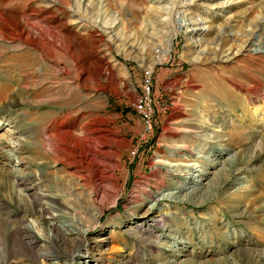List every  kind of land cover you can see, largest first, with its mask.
<instances>
[{
    "label": "rangeland",
    "instance_id": "rangeland-1",
    "mask_svg": "<svg viewBox=\"0 0 264 264\" xmlns=\"http://www.w3.org/2000/svg\"><path fill=\"white\" fill-rule=\"evenodd\" d=\"M65 2L68 3L66 8L54 2L53 10L78 32L80 44L71 46L63 39L67 49L63 48L61 54L54 50L56 55L48 58L46 65L36 64L27 81L19 71L17 76L24 78L20 87L36 103L27 104L28 116L21 112L17 114L23 116L11 114L13 119H20L22 132L13 133L14 125L0 118V148L3 142L16 146L20 140L29 139L27 144L32 141L37 149L38 141L49 135L54 136L50 143L57 146L60 137L56 138L55 133L61 123H76L85 130L93 121L101 122L102 139L96 146L87 143L85 148L86 152L97 153L96 162L87 167H99L108 175L105 189L113 196L103 203L102 193L95 196L103 212L98 215V223L91 219L93 208L86 199L87 189L85 192L80 188L79 193L76 191L75 196L67 198V204L74 210L68 217L57 214L56 222L58 225L87 223L84 227L91 230L85 238L72 229L76 235L67 236L65 242L57 240L44 221L36 215H27L24 222L31 228L29 236L38 242L34 252H29L30 259L25 255L24 236L19 237L12 250L13 256L17 255L13 261L19 264L22 259L23 264H121L119 262L127 255L129 264H140L142 258L149 264H249L247 258L253 256L259 261L256 264L263 263L264 152L250 165L240 164L246 169L239 173L232 170L234 166L222 164L234 154L250 157L252 148L264 139V57H258L264 56V0ZM47 7L46 0H0V19L3 20L2 15L6 13L18 14L29 23L39 24L40 33L48 35L41 30L49 27L40 22L42 18L35 21L29 16L32 10ZM0 46V69L5 74L13 64L10 56L23 55L26 48L17 50L16 45L3 41ZM240 47H247V53L241 58L229 64L208 63L218 58L217 53L219 56L223 51H236ZM78 58L80 64L76 63ZM99 60L103 62V79L94 74ZM232 75L238 76L240 90L234 87ZM3 76L10 90L18 88L17 76L11 78L8 73ZM255 79L262 84L261 91L249 103L247 89L258 84ZM148 84L151 92L145 95ZM221 89L227 90L229 95L220 94ZM145 97H150L149 101ZM137 98L143 100V104H151L146 107L153 112L149 133L144 130L141 108L134 106ZM45 113L59 117L49 119L42 130L32 119ZM6 134L12 135L11 138L2 140ZM105 139L106 148L101 144ZM5 152L16 161L18 154L14 156L8 147L0 149V153ZM33 152L35 150H26V156L29 154V160L34 161L31 171L21 166L16 168L28 176L29 172L37 173L56 192L59 188L55 182L61 178L69 185L80 183L70 172L64 171L63 165L51 171L49 177L40 174L45 166ZM7 162L0 159V199L11 201L18 198L14 183L16 168ZM166 162L195 164L196 167L195 171L191 168L189 174L181 169L175 172ZM49 164L53 165L52 161ZM222 167L226 176L220 180L225 184H209ZM90 173L83 170L88 184L92 183ZM183 186L190 187L189 190L192 187L204 190L183 202L178 197L185 193L179 190ZM176 192L177 200L172 195ZM159 194L170 197L156 204ZM153 206L155 216H166V224L162 227L148 221L146 233L166 246L159 252H151L145 246L135 252L134 243L138 241L130 232L138 231L137 226L145 224L140 216ZM77 250L82 255H77ZM67 253L68 258L64 257ZM41 254H49L50 258ZM100 255H104L103 262L98 261ZM56 257L62 259L56 260ZM2 260L1 256L0 264Z\"/></svg>",
    "mask_w": 264,
    "mask_h": 264
},
{
    "label": "bare ground",
    "instance_id": "bare-ground-1",
    "mask_svg": "<svg viewBox=\"0 0 264 264\" xmlns=\"http://www.w3.org/2000/svg\"><path fill=\"white\" fill-rule=\"evenodd\" d=\"M46 1L48 2L47 8H43L41 10H35L34 9L31 11V14L29 16L31 19L35 18V21H36V18H42L41 21L40 20L39 21L42 23H46L49 27L47 29V28L41 26L42 27L41 30L46 31L48 33V35L43 34L44 32L40 33V31H39L40 29H38V28H40L38 26L39 24L37 25L36 23H29L28 22L29 20L27 18L21 17L18 14H14L11 12L8 14L6 13L5 15H2L3 20L0 19V42L3 41V43H7V45L14 44V45H16L17 50L26 48L25 52H23L24 53L23 55L17 54V55L10 56L11 60L9 59V61H13L12 63L15 65L10 64V66L8 68L5 65L2 66V67H6L8 69L5 74L8 73L11 78H14L15 76H17L19 74V71H22L24 73L25 80L26 79L28 80V76L31 74V72L35 68L36 64L39 65L40 63H43L46 65V61L48 60V58H53V56L56 55L55 51H58L57 53H59V54L62 53L63 48H65L64 46L66 44V42H63V39L68 41V43L71 44V46L76 45V44L78 46L80 44V41L78 40V39H80L78 32L76 30H74L64 19H62L58 15V12L56 13V11L53 10L54 2H58L64 8H66L68 6V3L66 4L65 0H46ZM151 18H153V16ZM79 19H82V18H79ZM63 32H64V35L61 34ZM256 33H258V31ZM62 36H64V37H62ZM68 36H72V37L68 38ZM62 42H63V45H62ZM61 47H62V50H61ZM4 49H5V47H4ZM65 49H67V48H65ZM66 53L68 54L69 52L67 51ZM245 53H247V47L246 48L240 47V49H238L236 51L233 50L231 52L228 50L223 51V53H220V55H222L223 58H226L225 60H223V58H221L220 55L218 56V53H217L218 58H216L214 61H208V63H213L216 61H222V62H228V64H229V62H232V61L244 56ZM97 54H99V50H97ZM258 57H264V56H258ZM80 60H79V58L76 59V63H79ZM99 62L100 63L97 65L98 70L95 69L94 74L97 76L98 79H103L104 74H102L103 69L101 66L103 64V62L101 60H99ZM233 63H235V62H233ZM15 66H16V68H15ZM5 74L2 73V69H0V118L2 119V121L4 123H6L7 121H10L14 125L13 126L14 131L12 130V132L13 133H19V132L23 131V129L21 131L19 128L20 122L18 120H20V119H17V118L13 119L11 117V114L12 113L17 114L18 112H21L22 114L24 113L25 115H27V113H26V111H28V110H26L27 104H29L30 101H33L35 103H36V101L32 100L31 96L28 93H24L25 90L22 87H20V85L22 83V79H24L22 77V75H20L19 77L17 76V78L15 79L18 83V88L14 89V90H10L8 84L6 83V77L3 76ZM105 75H106V73H105ZM232 76H233V78L231 79V81L235 85L234 87L237 90H240L239 89L240 83H238V81H237L238 76H234V75H232ZM78 77L81 78L82 75L80 74ZM239 82H240V80H239ZM255 82H257L256 79H255ZM243 84H244V86H246V83H243ZM248 85H249V83H248ZM261 85H259V83H258L255 86L247 89L246 100L249 103L252 102V100H253L252 98L255 96V94L257 92L261 91V87H260ZM78 87L81 88V84L78 85ZM34 88L36 89V87H34ZM241 90H242V88H241ZM218 92H220V91L218 90ZM221 93L224 96L229 95L227 93V90H225V89L224 90L221 89L220 94ZM220 94H218V95L220 96ZM235 96L236 95L233 94V97H235ZM149 98L145 97V99H147V101H149ZM42 101H43V99L40 100V102H42ZM143 102L144 101L141 100V104H143ZM136 103H137V100L134 104H136ZM231 106H232V104H231ZM62 107H65V106H62ZM21 113H19L17 115L20 116V115H22ZM152 113L153 112H152L151 108L149 110L146 109V114H152ZM61 114H63V113H61ZM58 117H59V115L53 117L51 113H47V114L45 113V114H41L39 117L36 116V119H32V120H33V122H35V126H38L42 130H44L43 129L44 124H46L49 119H51V118L56 119ZM29 118H32L31 115L29 116ZM24 121H26V120H24ZM66 122L67 121H65L64 123H66ZM64 123H61L60 125H58L59 131H58V133H55L57 136V137L55 136L56 138H58V136L60 137V141H59L57 146H54L50 143L51 139L54 137L51 135H49V136L47 135L48 136L47 138H44L42 141H38L39 144L37 145L38 146L37 149H35L32 146V144H31L32 141L30 144L29 143L27 144L26 141L29 139L20 140L19 144H17L16 146L14 145V143H13L14 146L10 145L11 143H9V142H3L2 143V145H4V146H2L0 148L1 150H4L6 147H8L13 152L14 156L16 154H18L16 161H13L10 154H8L7 152L0 153L1 161L2 160L5 162L8 161L7 163L9 166H13L14 168H16V167L19 168V166H21L22 168H26L29 171H31L32 170L31 168H33V167H31V166H33L32 162H34V161L31 158L29 160V154H28V156H26V154H27L26 150H29V151L35 150V152H33V155L37 156V159L39 160V162L42 161V165L45 166V167H43V170L45 172L43 171V173H40V174H44L45 176L48 175V177H49V174L51 171L58 169L59 165H63L64 171L66 170V171L70 172V174L76 179V181L80 182L79 184L77 183L74 185H69L63 181L64 178H61L60 180L58 179L59 181L55 182V184L59 188L56 192L55 190H52V187L50 186L51 184L44 179L42 180L41 176L38 175L37 173L32 174L29 172V176H28V175H26L25 171L18 169V168L15 169L14 183H15V186L19 189V190L16 189V193L18 194V198L17 199H11V201L6 200V199H0V255L3 257V260H2L3 264H19L18 262L16 263L15 261H13L17 255L13 256L14 252L12 253V250H14L13 248L16 247V245H17V240L19 239V237L24 236L23 239L27 243L25 246L26 251H27L25 254L26 256H29V252L33 251L35 245L38 242L36 240H33L32 237L29 236V235H31V232H32L31 228L28 226V224L26 225L24 222L27 215H29V214L36 215L39 218V220H41V222L44 221L45 225H47L48 227L51 228L50 231H52L56 234L57 240L63 241L67 238V236L73 237L76 234L77 235L81 234L85 238L91 230V228H89L87 226L84 227V225H86L87 223L84 225H82L80 223H77L78 225H63V224L58 225V223L56 222L59 218V216H57V214L61 213L60 217H62V216L68 217V216H71V214H72L70 212L74 210L70 205H68L69 203L67 202V198L69 196L70 197L75 196L76 191H78V193H79L80 188L83 189L85 192L87 189L88 195H87L86 199H88V201L91 203L90 205L93 208V211H91V213H90L91 217H92L91 219H92V221H94V223H98L99 222L98 215H102L103 212L100 209V207H99L100 203L98 204V201L95 199V196H98L99 193H102L103 194L102 200H101L102 203L105 202V199L108 198L109 196H113V194L111 192H109L105 189V184H106L105 179H106L107 174H105L103 172V170L100 169L99 167H96V168L95 167H87V165L92 166L94 164V162H96L95 155L97 153L95 151L86 152L85 148H87V143L92 142V143H94L93 145L96 146V144L98 143L97 141L102 139L103 134L100 135L101 130H100V125H99L101 122L93 121L88 126V128L85 130H84V127L79 128V125L76 123H74L72 125L64 124ZM26 127L27 126H25V128ZM26 130H27V128H26ZM102 130H104V129H102ZM7 131H8V133L11 132L9 130H7ZM104 131H106V130H104ZM20 134L22 135V133H20ZM25 135H27V133ZM236 135H237V133L235 134V136ZM10 136H12V135L6 134V137L2 140H7V139L11 138ZM232 138L233 137H230L229 139H232ZM263 141H264V139L262 140V142L260 144L254 146L252 148V151L249 154L250 157H246V156L241 157V156H237V154H234L232 156V158L229 159L228 161H226L225 163H223L222 166H225V165L232 166V167L234 166L233 168L232 167L231 168H232V170H235L237 173H239L238 171H240V170L245 171L246 168L245 169L242 168V166L240 164H245L246 166H248L254 160H257L258 156L264 152V142ZM25 143H26V145H25ZM101 144L103 145L104 148L108 147V141L107 140L103 141V143L101 142ZM99 146H101V145H99ZM54 152H56L57 155H55ZM50 156H52V157H50ZM50 161H52L53 165L49 164ZM166 164L169 166L170 169L174 170L175 172H178V170L181 169V171L187 170L188 174H189V171L192 169H193L192 171H195V167H196L195 164L182 165V164L167 163V162H166ZM1 166L3 167V165H1ZM37 168H38V166H37ZM84 169L91 172L90 174H91V178H92V183H90V184L85 182L86 179L83 175ZM181 171H179V172H181ZM225 173L226 172H224V169L222 167L221 171H218V173L214 176V178L210 181L209 184H211V183L213 184L214 182H216V184H218L219 186L225 184L223 181L220 180L221 178L226 176ZM237 173H236V175H237ZM45 176H42V178H45ZM107 177H108V175H107ZM228 180H230V179H226L227 182H228ZM82 181L84 182V184H82ZM114 182H115V185L118 186V181L116 180ZM114 182H112V183H114ZM191 182H193V181H191ZM72 187H74V189H72ZM189 188L190 187L186 188V186H183L181 189H179V190L185 191V193H182L178 196L180 201H183V202L187 201V200H189L188 198H191V196H193L194 194H196L198 192H202V190H204V188L200 189V188L192 187L193 188L192 190H189ZM189 192H190V194H189ZM172 195L176 196V200H177V195H178L177 192L172 193ZM76 196H77V194H76ZM173 196L171 198H173ZM169 197H167V196L162 197V194H159V197L156 199V204H159L161 202V200L165 201L166 200L165 198H169ZM139 206H141V205H139ZM155 209H156L155 206L149 207L140 216L142 222L145 224H141L140 226H137L138 231L136 230V231L130 232V234L134 235L136 241H138V244L134 243L133 249H135V252L140 251L143 246L148 247L151 252H154L156 250H157V252H159L162 250V248H164L165 244L163 245V242L161 240H157V239L154 240V237L147 235V233H146L147 231L145 229V226L148 225V223H146V222H148V221H152L153 223H155L156 225H159V226L162 224H164V226H165L166 216L163 214H161V216H159V217L155 216L154 215L156 213ZM92 212H93V214H92ZM83 214L85 215V213H83ZM162 227H163V225H162ZM72 229H76L78 233L74 234ZM130 230H131V228H129V231ZM57 242H59V241H57ZM63 242H65V241H63ZM21 243H22V241H21ZM76 253H77V255H82L80 250H77ZM76 253H75V256H77ZM48 255L49 254H41L42 257H49ZM64 257L68 258L70 256L67 253L64 255ZM29 258H30V256H29ZM55 259L59 260L62 258L56 257ZM103 260H104V255H100V258L98 259V261L103 262ZM247 260L249 261V264H256V262L259 263V261H257V259L253 256H249L247 258ZM20 263H22V264L24 263L23 259L21 260ZM119 263L129 264L128 256L124 255L123 259ZM130 264H135V263L131 262ZM140 264H149V263L148 262L146 263L144 258H142V261ZM261 264H264V262Z\"/></svg>",
    "mask_w": 264,
    "mask_h": 264
},
{
    "label": "built area",
    "instance_id": "built-area-1",
    "mask_svg": "<svg viewBox=\"0 0 264 264\" xmlns=\"http://www.w3.org/2000/svg\"><path fill=\"white\" fill-rule=\"evenodd\" d=\"M146 91L145 95H150V85H146ZM136 108H141V115H142V120L144 123V130L145 132H151L152 131V114H146V107L151 106L150 103L148 104H141V99L137 98V103L134 104Z\"/></svg>",
    "mask_w": 264,
    "mask_h": 264
}]
</instances>
